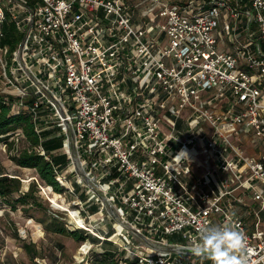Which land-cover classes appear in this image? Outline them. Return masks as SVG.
<instances>
[{"label":"built area","instance_id":"1","mask_svg":"<svg viewBox=\"0 0 264 264\" xmlns=\"http://www.w3.org/2000/svg\"><path fill=\"white\" fill-rule=\"evenodd\" d=\"M6 14L23 36L0 46V94L58 128L57 181L98 203L70 230L83 213L115 235L118 264H212L188 246L230 225L264 264V0H0V37Z\"/></svg>","mask_w":264,"mask_h":264},{"label":"rangeland","instance_id":"2","mask_svg":"<svg viewBox=\"0 0 264 264\" xmlns=\"http://www.w3.org/2000/svg\"><path fill=\"white\" fill-rule=\"evenodd\" d=\"M1 74V69H0ZM9 96H12L13 92L11 86H6ZM43 113V112H41ZM48 126L50 123H47ZM49 134L57 135L58 128L49 127ZM18 146H21L23 143L18 142ZM71 153V148H69ZM58 152H60L58 150ZM0 166H3L6 171L10 173H18L21 177V190H25L28 182L34 176V170L31 168L18 167L13 163L9 157V152L6 149L3 141H0ZM65 169V168H64ZM63 183L67 186L71 185L72 174L64 173ZM38 196L42 206V209H37L34 206L24 207L20 204H16L15 208H11L10 205L0 201V264H85L83 261H79L82 256V252L86 247L85 240H75L74 238L61 235L58 233L45 232L42 224L38 222V219H45L47 216H52L57 219L67 230H70L74 227V223L71 222L74 215H76V210L80 205L78 204L76 195L64 191L61 193H55L52 189H49L47 186H38ZM78 193L83 192L82 187L77 188ZM82 198V195L79 196ZM94 206L98 203H92ZM85 210L90 211L91 206L85 207V204L81 205ZM27 208V210H25ZM75 211L74 213H72ZM98 214L92 216L94 218ZM83 216V213H81ZM81 216L78 218L75 217L76 222L83 227L78 226L76 230L82 231L89 235V241L93 243L92 251L90 254L92 256H99V252L107 248H111L117 254L116 258H121V252L117 250V244H119L118 239L113 238L115 243L109 240H100L95 234H100L99 229H93L89 227L87 220L83 223H80ZM105 219V218H104ZM106 220V219H105ZM85 224V225H84ZM94 224V223H92ZM102 226L103 229H106L107 236L111 233V230ZM98 226H101L99 224ZM96 227V225H94ZM99 232V233H98ZM105 235V236H106ZM130 237L131 235L128 234ZM124 239L125 236H121ZM169 241L178 240L173 236H167ZM31 243L35 245L36 250L38 251V256L34 259H30L26 252L24 251L22 244ZM82 249H79L83 244ZM79 249V250H78ZM96 252V253H93Z\"/></svg>","mask_w":264,"mask_h":264},{"label":"trees","instance_id":"3","mask_svg":"<svg viewBox=\"0 0 264 264\" xmlns=\"http://www.w3.org/2000/svg\"><path fill=\"white\" fill-rule=\"evenodd\" d=\"M3 35L0 37V46H7L9 55L16 48L22 39V33L19 32L13 20L8 14L2 23ZM29 102V99H26ZM19 131L20 136L15 139L14 132ZM10 137H12L10 139ZM0 141L6 146L9 157L15 165L23 168L34 170V179H31L25 190H21V177L18 173H10L0 166V201L15 208L16 204L23 207L34 206L42 209L39 196L38 186H50L55 193L65 191V188L59 184L56 178L58 170L64 168L68 160L66 153L58 152L57 149L62 144V137L59 135L49 134L48 129L36 132L32 118L24 113L12 114L11 106L5 102L0 94ZM22 142L18 146V142ZM41 146L44 153L41 154L36 150ZM82 198L84 199V194ZM91 211H95L96 206H91ZM27 210V208H25ZM38 222L42 224L45 232L58 233L67 235L75 240L89 239V235L79 230H67L56 218L47 216L45 219L40 218ZM93 242V241H92ZM94 243V242H93ZM22 247L30 259L38 256V251L34 244L23 243ZM95 253V252H93ZM116 253L111 248L105 247L99 256H92L95 262L93 264H118ZM120 259V258H119Z\"/></svg>","mask_w":264,"mask_h":264},{"label":"clouds","instance_id":"4","mask_svg":"<svg viewBox=\"0 0 264 264\" xmlns=\"http://www.w3.org/2000/svg\"><path fill=\"white\" fill-rule=\"evenodd\" d=\"M212 264H248L246 235L230 225H212L199 230L187 249Z\"/></svg>","mask_w":264,"mask_h":264},{"label":"bare ground","instance_id":"5","mask_svg":"<svg viewBox=\"0 0 264 264\" xmlns=\"http://www.w3.org/2000/svg\"><path fill=\"white\" fill-rule=\"evenodd\" d=\"M47 187H48L49 189H51V187H50V186H47ZM74 212H75V211H73L72 213H74ZM74 214H75V213H74ZM78 218H79V217H78ZM79 221H80V223H83V222H82V219H81V220H79ZM84 225H85V224H84ZM87 246H88V243H86V247H87ZM86 247H85V248H86ZM85 248H84V250H85ZM84 250H83V251H84Z\"/></svg>","mask_w":264,"mask_h":264},{"label":"crops","instance_id":"6","mask_svg":"<svg viewBox=\"0 0 264 264\" xmlns=\"http://www.w3.org/2000/svg\"><path fill=\"white\" fill-rule=\"evenodd\" d=\"M104 247H106V246H104ZM96 253V252H95ZM93 258V257H92ZM88 259V258H87ZM85 264H88V262L87 261H83ZM95 262V260H91L90 261V264H93Z\"/></svg>","mask_w":264,"mask_h":264},{"label":"water","instance_id":"7","mask_svg":"<svg viewBox=\"0 0 264 264\" xmlns=\"http://www.w3.org/2000/svg\"><path fill=\"white\" fill-rule=\"evenodd\" d=\"M20 45H21V43H20Z\"/></svg>","mask_w":264,"mask_h":264}]
</instances>
